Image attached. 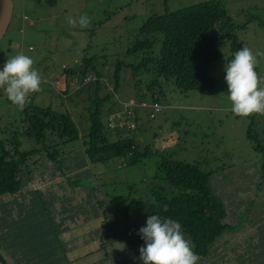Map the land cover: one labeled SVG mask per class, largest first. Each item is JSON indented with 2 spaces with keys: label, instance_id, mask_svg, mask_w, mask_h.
I'll return each mask as SVG.
<instances>
[{
  "label": "rangeland",
  "instance_id": "374dc122",
  "mask_svg": "<svg viewBox=\"0 0 264 264\" xmlns=\"http://www.w3.org/2000/svg\"><path fill=\"white\" fill-rule=\"evenodd\" d=\"M202 1L207 0H13L12 19L0 40V70L3 69L8 56L23 52L32 57L33 67L41 73L43 83L42 90L31 94L28 102L42 106L51 105L62 111L69 110L82 127V124H79L80 113L85 112L83 108H86L88 102L79 100L75 101V105L72 101H65L58 87L63 84L64 69L78 67L84 56L92 57L95 71L101 74V82L106 84L108 89H113V75L121 62L117 88L111 93L107 104L112 105L114 110H119L121 103H118V99L120 102L137 101L141 98L150 101L151 94L147 91V84L154 76L144 68H134L143 54L128 53V49L140 36L139 28L150 15ZM222 1L234 23V37L224 39L217 45V58L212 61L208 70L216 81V87L203 92H182L174 85L172 79L165 81L163 77L159 78L153 90L159 95L162 110L152 120L143 116L137 129L145 138L142 145H151L149 146L152 154H149L148 158H143L135 167H123L121 162L118 166L116 160L94 165L92 177L86 178L87 180L80 178L77 187H71L74 186L72 180L67 183L58 170H53L50 162L46 164L50 171L41 173L40 164L33 163L39 159V155L32 156V160L21 166L22 174L28 176L29 172H32L34 175V179L23 187L25 191L41 188L63 197L56 202V207L67 209L66 212L63 211L65 214H62V217L65 218L64 226L68 229L58 237L65 241L66 247L70 249L67 255L72 264L121 263L108 259L121 245L124 247V241L112 243L107 237V234L115 229L111 223L112 218H118V224H122L119 213L116 216L113 210H119L129 200L136 201L142 190V177L145 176L143 179L150 181L155 174L156 164L163 156L193 162L204 171H210L208 178L212 186H215L213 188L217 191V196L236 214L230 220L233 221V231H237L231 232V236L235 237L232 239L235 245L240 242V247L245 237L254 232L260 235L264 233V200L259 201L264 194L262 151L253 146L258 143V146L264 147V116L253 114L249 117H239L231 111L224 70L226 58L232 59L233 54L244 44L253 53L264 52V0ZM82 14L90 18L91 22L87 27L82 28L78 23L76 26L68 24L69 16L78 20ZM159 45V40L153 42L154 53L158 52ZM257 59L256 70L261 75L264 57ZM73 85L79 86L75 82ZM105 91L106 89L102 88L101 93ZM84 97L83 95L81 98ZM20 113L21 110L13 105L3 89H0L1 139L10 138L11 131L16 130L15 123ZM86 129L87 126L81 130L82 135L86 133ZM249 132L252 139L248 136ZM6 145L11 148L8 142ZM30 148L31 145L24 143L21 149ZM139 148H142L141 145ZM73 168H64L65 174H73ZM97 181L101 185L100 188L97 185L95 187L103 194L101 205H104V200L111 205L112 210L106 215L97 207L95 199L88 197ZM217 189L222 190V193ZM250 189L251 192H246ZM98 193L96 192V198L100 197ZM257 196L256 203L252 201L251 205L257 214L253 217L259 219H256V223L254 219L245 222L247 216L244 218V208H249V200H256ZM235 205L238 206L235 208ZM142 206L144 204L141 203ZM257 209H261L262 213ZM251 210L250 208L249 212ZM128 216L133 217L132 214ZM142 217L139 223L147 220L143 215ZM222 258L224 257H216ZM212 259L213 257L207 258L202 264H213ZM224 259V264H235L231 257ZM256 264H264V261Z\"/></svg>",
  "mask_w": 264,
  "mask_h": 264
},
{
  "label": "trees",
  "instance_id": "16d2710c",
  "mask_svg": "<svg viewBox=\"0 0 264 264\" xmlns=\"http://www.w3.org/2000/svg\"><path fill=\"white\" fill-rule=\"evenodd\" d=\"M233 30L234 23L222 0L202 1L150 15L139 28L140 36L128 49V53L143 54L134 68H144L154 76L147 84L150 101L159 102V95L153 89L160 77L165 81L172 79L182 92L215 89L216 81L208 70L217 58V45L224 39L234 37ZM155 40L160 41L157 53L152 51ZM120 65L121 62L113 75V89H108L101 82V74L95 71L92 57L84 56L78 67L64 69V81L58 87H63L59 90L65 101H72L75 105L79 100L88 102L83 108L85 112L80 113L79 124L82 127L69 110L62 111L51 105L42 106L30 101L21 111L18 121L15 120L16 130L11 131L10 138H0V259L4 264H10V258L11 264H72L67 255L70 249L58 237L68 229L62 217L67 209L56 207V202L63 197L41 188L28 190L27 195L28 191L23 189L27 182L34 179V175L29 172L25 176L20 168L32 160V156L39 155V159L33 163L40 164L41 173L50 171L46 166L50 162L53 170H58L66 182L72 180L74 186L71 187H77L80 178L92 177L94 165L116 160L118 166L121 162L123 167H135L152 154L151 145H142L145 138L137 131L143 116L148 120L155 118L150 117L147 108L137 104L133 106L134 118L130 123L108 126V117L115 110L107 102L117 88ZM74 82L79 86L74 87ZM102 88L106 89L103 93ZM83 95L85 97L81 98ZM142 100L135 101L138 103ZM86 126V133L82 135L81 130ZM248 136L251 138L250 132ZM75 141L77 143L73 144ZM6 142L11 148L7 147ZM24 143L31 145V148L21 149ZM258 145L253 144L262 151L261 172L264 175V147ZM71 166L74 173L65 174L64 168ZM209 172L196 163L163 156L156 164L155 174L150 181L142 177V190L136 201L129 200L119 210H113L116 216L119 213L122 224H118V218H112L115 229L107 237L112 243L124 241L122 244L125 247L121 245L122 248L108 259L120 261L119 264H143L139 259V249L145 242L138 232L146 226L147 220L139 223L142 215L146 218L158 215L162 219L177 220L186 238L195 245L194 251L200 256L198 264L212 258L221 235L234 228L232 222L227 220L231 216L230 208L217 196L215 186L208 178ZM96 185L100 188L101 184L97 181L93 187ZM97 187L91 190L93 196L91 193L88 197L94 198L97 207L106 215L112 210L111 205L105 200L101 205L103 194ZM96 192L100 193L99 198H96ZM141 203L144 206L141 207ZM129 214L133 217L129 218Z\"/></svg>",
  "mask_w": 264,
  "mask_h": 264
},
{
  "label": "clouds",
  "instance_id": "9594fccd",
  "mask_svg": "<svg viewBox=\"0 0 264 264\" xmlns=\"http://www.w3.org/2000/svg\"><path fill=\"white\" fill-rule=\"evenodd\" d=\"M67 22L72 26L78 23L84 28L91 21L82 14L78 20L69 16ZM257 57H264V52L253 53L246 44L233 54L232 59L225 57L227 99L231 102V111L239 117L264 114V76L256 70ZM33 65L32 57L20 52L8 56L0 70V89L21 111L29 96L42 90L41 73ZM138 235L145 242L139 249L143 264H198L200 260L194 251V243L186 238L182 225L175 219L149 215L146 226L140 228Z\"/></svg>",
  "mask_w": 264,
  "mask_h": 264
},
{
  "label": "crops",
  "instance_id": "0c3cea01",
  "mask_svg": "<svg viewBox=\"0 0 264 264\" xmlns=\"http://www.w3.org/2000/svg\"><path fill=\"white\" fill-rule=\"evenodd\" d=\"M219 191H222V190L219 189ZM258 191L261 192L260 190ZM246 192H251V189L247 190ZM263 195H261V198L259 201L264 200ZM257 199H258V196L256 200H254V198H251L249 200V204H250L249 208L247 207L244 208V213L247 215L245 222L252 221L254 219V223H256V219H259V218L253 217V215L256 216L257 214L253 209L254 207L251 205L252 201H255L256 203ZM237 206L238 205H235L234 207L236 208ZM250 208L252 209L251 212H249ZM257 211L262 213L261 209L259 210L257 209ZM229 213L231 216H229V218L227 219L228 221H230V219L232 217L234 218V216L236 215L235 213H232L231 210ZM10 224L13 225L14 224L13 221H11ZM242 229H244V227ZM231 232L236 233L237 231L229 230V232L222 234L220 239L218 240L219 245H217V247L214 248L213 255H212L213 264H224V262H226L224 258L226 257H229V258L231 257L235 261L234 262L235 264H256V263H259L260 261H264V233L260 235L258 234V232H254L250 236L245 237L241 246L238 247L240 242L237 243V245L233 243L232 239H235V237L231 236L232 234ZM219 256H222L224 258L216 259V257H219ZM68 258L70 260L69 255H68ZM85 260L87 261L88 259H85ZM9 263L10 264L12 263L11 258L9 259Z\"/></svg>",
  "mask_w": 264,
  "mask_h": 264
},
{
  "label": "built area",
  "instance_id": "2783aa9c",
  "mask_svg": "<svg viewBox=\"0 0 264 264\" xmlns=\"http://www.w3.org/2000/svg\"><path fill=\"white\" fill-rule=\"evenodd\" d=\"M261 75L264 76V68L261 71ZM120 103H121V108L119 110L113 111V113L108 117V126L110 127L123 126L125 124L130 123L131 117L134 116L133 106L137 104L140 107L147 108V110L150 112V117L155 116L162 109L161 104L156 101L146 102L142 100L137 103L135 100H130ZM257 115H264V114H257ZM126 116L128 117V120L126 119Z\"/></svg>",
  "mask_w": 264,
  "mask_h": 264
},
{
  "label": "water",
  "instance_id": "95a60500",
  "mask_svg": "<svg viewBox=\"0 0 264 264\" xmlns=\"http://www.w3.org/2000/svg\"><path fill=\"white\" fill-rule=\"evenodd\" d=\"M13 0H0V40L7 31L13 15ZM0 264H4L0 259Z\"/></svg>",
  "mask_w": 264,
  "mask_h": 264
}]
</instances>
